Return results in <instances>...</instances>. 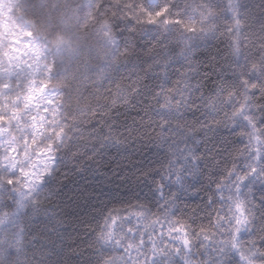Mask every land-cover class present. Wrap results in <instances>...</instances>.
Listing matches in <instances>:
<instances>
[{"label": "snow or ice", "instance_id": "snow-or-ice-1", "mask_svg": "<svg viewBox=\"0 0 264 264\" xmlns=\"http://www.w3.org/2000/svg\"><path fill=\"white\" fill-rule=\"evenodd\" d=\"M79 10L103 56L0 32V264H264V0Z\"/></svg>", "mask_w": 264, "mask_h": 264}, {"label": "trees", "instance_id": "trees-1", "mask_svg": "<svg viewBox=\"0 0 264 264\" xmlns=\"http://www.w3.org/2000/svg\"><path fill=\"white\" fill-rule=\"evenodd\" d=\"M87 0H18L17 14L22 23L29 25L35 38H47L57 62H69L78 57L104 54L102 37L95 21L84 19L80 6ZM258 4L259 0H250ZM62 46L57 50V43ZM68 183V182H66ZM71 187V184H68Z\"/></svg>", "mask_w": 264, "mask_h": 264}, {"label": "rangeland", "instance_id": "rangeland-1", "mask_svg": "<svg viewBox=\"0 0 264 264\" xmlns=\"http://www.w3.org/2000/svg\"><path fill=\"white\" fill-rule=\"evenodd\" d=\"M17 10L18 0H0V32L31 31L28 24L21 22Z\"/></svg>", "mask_w": 264, "mask_h": 264}]
</instances>
